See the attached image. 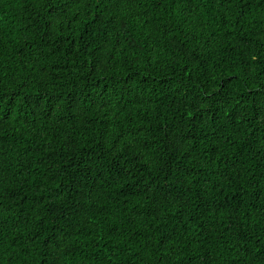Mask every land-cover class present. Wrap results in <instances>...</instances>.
<instances>
[{
  "label": "trees",
  "instance_id": "16d2710c",
  "mask_svg": "<svg viewBox=\"0 0 264 264\" xmlns=\"http://www.w3.org/2000/svg\"><path fill=\"white\" fill-rule=\"evenodd\" d=\"M0 264H264V0H0Z\"/></svg>",
  "mask_w": 264,
  "mask_h": 264
}]
</instances>
